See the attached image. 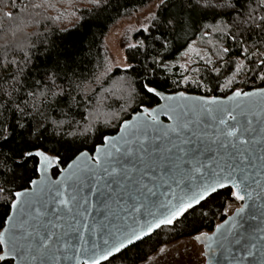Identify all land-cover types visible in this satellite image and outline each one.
<instances>
[{"label":"snow or ice","instance_id":"obj_1","mask_svg":"<svg viewBox=\"0 0 264 264\" xmlns=\"http://www.w3.org/2000/svg\"><path fill=\"white\" fill-rule=\"evenodd\" d=\"M208 16L203 28L231 41L217 52L226 84L184 77L205 94L169 91V35ZM148 18L155 54L124 68L137 81L122 90L128 117L92 104L76 44L41 40L43 71L35 44L0 55V264H264V0H174ZM249 74L262 86L240 87ZM213 197L234 215L205 231Z\"/></svg>","mask_w":264,"mask_h":264},{"label":"trees","instance_id":"obj_2","mask_svg":"<svg viewBox=\"0 0 264 264\" xmlns=\"http://www.w3.org/2000/svg\"><path fill=\"white\" fill-rule=\"evenodd\" d=\"M156 1L111 0V6L101 10L94 8L90 0H0V55H3L7 48L10 56L14 55L16 59H20L21 53L17 46L35 44L37 48L33 50V60L43 71L45 57L40 55L43 51L41 40L55 41L59 48H70L76 44L82 49V54H86L83 55L80 71L86 78L85 83L90 89L92 104L98 106L103 113H117L122 118L128 117L136 107V103L133 101L126 104L121 98L122 90L127 89L128 83L137 86L136 77L133 71H124L125 67L111 68L109 66L106 38L118 22L135 15ZM173 2L174 0H166V5L160 4L154 15L158 18L167 15ZM36 4L41 7H34ZM8 12L12 13L11 18L6 15ZM153 23L151 20L149 26ZM205 23H212V17L208 16L207 20L198 17L191 30L181 33L178 37L169 35V50L165 55L168 57L167 63L172 67L169 72L162 73L168 78L166 86L169 91L205 94L204 88H198L196 84L185 85L182 82L184 77H188L190 81H200L202 84L213 87L217 83L226 84L225 76L230 73H228L226 64L218 60L217 52L221 46H230L231 41L210 29H204ZM151 31L155 32V28L153 27ZM148 36L149 33L138 29L131 36L132 43L125 39L124 46L128 64L131 63L138 67L139 62L143 61L146 55L155 54L153 41L148 39ZM141 41L148 45L147 52L144 48L128 47L129 44H139ZM155 47L158 48V44ZM37 56H39L38 60ZM232 56H239V53L234 50ZM209 59L213 63H206ZM182 65L184 67H181ZM214 68L220 69V77L216 76ZM38 75L34 73L37 78ZM250 76L251 74L238 76L237 80L247 81L239 86L245 90L262 86L259 79L253 80ZM173 82H179L178 86ZM210 94L224 96V93L219 90ZM122 107H127V112H122ZM102 127L105 132H114L112 128ZM92 142L94 141H89V147ZM212 200L214 202H210L203 209L208 213L205 231H209L214 228L215 224L222 223L227 218L223 214L224 211L228 212V216L233 213L232 209L222 207V205L231 203L228 198L213 197ZM234 204H240V202ZM170 235L165 229L161 232L160 238L163 239ZM184 238L183 236L178 237L180 240ZM137 264L140 262L137 261Z\"/></svg>","mask_w":264,"mask_h":264},{"label":"rangeland","instance_id":"obj_3","mask_svg":"<svg viewBox=\"0 0 264 264\" xmlns=\"http://www.w3.org/2000/svg\"><path fill=\"white\" fill-rule=\"evenodd\" d=\"M160 4V0H157L150 6L143 8L142 10L137 12L135 15L121 20L110 30L107 35L105 44L109 54V66L111 68L125 67L128 64L126 49L124 46L125 39L132 43V34L138 29L149 26L151 20L148 17L154 15ZM236 206H239V204H233V209ZM192 261L193 264H195V262L197 261V257L195 255H193Z\"/></svg>","mask_w":264,"mask_h":264},{"label":"water","instance_id":"obj_4","mask_svg":"<svg viewBox=\"0 0 264 264\" xmlns=\"http://www.w3.org/2000/svg\"><path fill=\"white\" fill-rule=\"evenodd\" d=\"M254 89V88H253ZM250 90H252V89H250ZM187 94H189V95H193V96H196V95H203V94H197V93H189V92H186ZM221 97H223V96H221ZM161 119H163L164 121H165V123H168L169 121H167V119L165 118V117H161ZM249 203H251V202H249ZM231 215H234V211H233V213L231 214ZM231 215H229V216H231ZM227 219V218H226ZM223 223V222H222ZM258 223V222H257ZM247 226V225H246Z\"/></svg>","mask_w":264,"mask_h":264}]
</instances>
